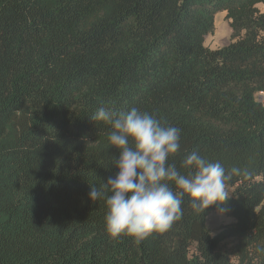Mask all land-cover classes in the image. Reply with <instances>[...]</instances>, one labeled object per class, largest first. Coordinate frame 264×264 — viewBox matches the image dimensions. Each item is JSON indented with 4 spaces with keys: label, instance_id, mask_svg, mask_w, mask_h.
Listing matches in <instances>:
<instances>
[{
    "label": "trees",
    "instance_id": "1",
    "mask_svg": "<svg viewBox=\"0 0 264 264\" xmlns=\"http://www.w3.org/2000/svg\"><path fill=\"white\" fill-rule=\"evenodd\" d=\"M264 0H0V264H264ZM225 13L230 41L206 44ZM147 111L231 174L228 198L112 238L100 107ZM171 183V182H170ZM175 190V185L172 184ZM213 212L231 218L212 232Z\"/></svg>",
    "mask_w": 264,
    "mask_h": 264
},
{
    "label": "clouds",
    "instance_id": "2",
    "mask_svg": "<svg viewBox=\"0 0 264 264\" xmlns=\"http://www.w3.org/2000/svg\"><path fill=\"white\" fill-rule=\"evenodd\" d=\"M91 118L111 126L109 145L119 150L118 159L113 158L118 171L100 189L90 185L88 193L93 202L105 199V230L112 238L129 235L143 239L167 231L182 216L185 195L197 211L229 197L225 181L231 174H239V168L226 174L220 162L196 151L181 162L190 170L187 175L168 163L169 156L180 148V129L136 107L117 113L100 106ZM255 251L264 254V245H257Z\"/></svg>",
    "mask_w": 264,
    "mask_h": 264
},
{
    "label": "rangeland",
    "instance_id": "3",
    "mask_svg": "<svg viewBox=\"0 0 264 264\" xmlns=\"http://www.w3.org/2000/svg\"><path fill=\"white\" fill-rule=\"evenodd\" d=\"M260 7L264 9V5L261 4ZM230 41V27L229 23L224 16H219L217 18V27L213 34L209 35L206 40V44L211 45V47L216 48L218 46L224 45ZM230 220L228 217L220 214L219 212H213L208 217V225L210 226L212 232H216L218 228L224 223Z\"/></svg>",
    "mask_w": 264,
    "mask_h": 264
},
{
    "label": "crops",
    "instance_id": "4",
    "mask_svg": "<svg viewBox=\"0 0 264 264\" xmlns=\"http://www.w3.org/2000/svg\"><path fill=\"white\" fill-rule=\"evenodd\" d=\"M219 16H224V17H225V13L220 12V13H218L217 18H218ZM230 31H231V30H230ZM210 46H211V45H210ZM258 99H260L262 102H264V92H261V93L258 95ZM229 219H230V220H228V222L231 221V218H229Z\"/></svg>",
    "mask_w": 264,
    "mask_h": 264
},
{
    "label": "built area",
    "instance_id": "5",
    "mask_svg": "<svg viewBox=\"0 0 264 264\" xmlns=\"http://www.w3.org/2000/svg\"><path fill=\"white\" fill-rule=\"evenodd\" d=\"M264 92V91H263Z\"/></svg>",
    "mask_w": 264,
    "mask_h": 264
},
{
    "label": "water",
    "instance_id": "6",
    "mask_svg": "<svg viewBox=\"0 0 264 264\" xmlns=\"http://www.w3.org/2000/svg\"><path fill=\"white\" fill-rule=\"evenodd\" d=\"M260 100V99H259Z\"/></svg>",
    "mask_w": 264,
    "mask_h": 264
}]
</instances>
